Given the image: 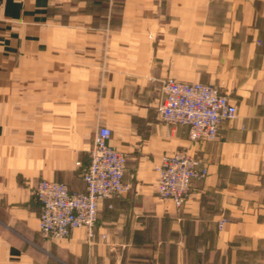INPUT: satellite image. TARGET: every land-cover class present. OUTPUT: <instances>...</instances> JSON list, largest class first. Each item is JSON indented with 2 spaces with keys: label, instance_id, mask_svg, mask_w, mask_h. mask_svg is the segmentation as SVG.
<instances>
[{
  "label": "crops",
  "instance_id": "obj_1",
  "mask_svg": "<svg viewBox=\"0 0 264 264\" xmlns=\"http://www.w3.org/2000/svg\"><path fill=\"white\" fill-rule=\"evenodd\" d=\"M166 77L221 86L237 118L191 143L156 115ZM99 126L131 189L92 238H43L34 187L83 191ZM178 149L208 168L181 208L153 169ZM0 264H264V0H0Z\"/></svg>",
  "mask_w": 264,
  "mask_h": 264
},
{
  "label": "built area",
  "instance_id": "obj_2",
  "mask_svg": "<svg viewBox=\"0 0 264 264\" xmlns=\"http://www.w3.org/2000/svg\"><path fill=\"white\" fill-rule=\"evenodd\" d=\"M160 86L163 100L157 109L159 117L168 123L187 126L192 140L216 139L220 127L237 117L235 105L215 87L186 84L172 78L162 80ZM111 135L107 126L99 127L94 133L89 163L82 174L83 191L71 192L65 184L50 180H41L34 187L40 205L38 230L43 238L62 240L81 228L90 237L99 202L129 190V184L124 182L127 159L109 143ZM153 169L158 195L178 208L186 203L190 183L207 174V169L184 151L163 154ZM225 220H219L220 229Z\"/></svg>",
  "mask_w": 264,
  "mask_h": 264
},
{
  "label": "rangeland",
  "instance_id": "obj_3",
  "mask_svg": "<svg viewBox=\"0 0 264 264\" xmlns=\"http://www.w3.org/2000/svg\"><path fill=\"white\" fill-rule=\"evenodd\" d=\"M167 78H172L173 80H175V81H177V82H182V83H186V84H191V83H199V84H203V85H209V86H212V87H215V88H217L218 89V93H220V94H222V95H224V96H226L227 98H228V100H230L231 101V103L232 104H234L235 105V107H236V110H237V106H236V104L230 99V97H229V94L221 87V86H214V85H211V84H206V83H202V82H184V81H179V80H177L176 78H174V77H166V78H162V79H160L159 80V85H161V81L162 80H166ZM18 82H21V83H25L26 84V76H23L21 79H19L18 80ZM163 100V97H162V93H161V86H160V95H159V101H158V106H159V104H160V102ZM158 106H157V108H156V115H157V117H158V119H159V121H161L162 123H165V124H167V125H170V126H173V127H178V126H185V125H183V124H180V123H168V122H166V121H164V120H162L160 117H159V115H158V112H157V109H158ZM237 116H238V112H237ZM237 118V117H236ZM235 118V119H236ZM234 119V120H235ZM234 120H232V121H234ZM232 121H227V122H225V123H229V122H232ZM224 123V124H225ZM99 127H101V126H99ZM98 127V128H99ZM185 127H187V126H185ZM97 128V129H98ZM188 128V127H187ZM96 129V130H97ZM96 132V131H95ZM94 136V135H93ZM219 137V134H218V136H217V138ZM216 138V139H217ZM188 139H189V141L191 142V143H194V144H201V143H204V142H209V141H214V140H216V139H214V140H192L191 138H190V136H189V129H188ZM92 145H93V138H92ZM92 145H91V148H92ZM90 148V149H91ZM90 151V150H89ZM177 151H184V152H186L190 157H192L193 158V160H195L198 164H199V166H201V167H205L206 169H207V174L203 177V178H201V179H204L207 175H208V168H207V165L206 164H203L202 163V161L201 160H199L196 156H195V154H193V153H191L190 151H189V149H178V150H176V151H174V152H177ZM86 169H87V167H86ZM85 169V170H86ZM84 170V171H85ZM83 171V172H84ZM83 174V173H82ZM194 180H197V179H194ZM193 180V181H194ZM41 181V180H40ZM192 181V182H193ZM192 182L190 183V186H189V188H188V190H187V198L186 199H188V196H189V193H190V188H191V185H192ZM129 186H130V184H129ZM130 189L131 188H129V190L128 191H130ZM127 191V192H128ZM155 191H156V180H155ZM126 192V193H127ZM156 194L158 195V193H157V191H156ZM158 197H160L159 195H158ZM161 199H165V198H162V197H160ZM167 200H169V199H167ZM171 201V200H170ZM187 201V200H186ZM173 203V202H172ZM186 204V203H185ZM175 206V205H174ZM176 207V206H175ZM183 207V206H182ZM176 208H178V207H176ZM181 208V207H180ZM98 213V212H97ZM97 219V218H96ZM222 219H226V218H222ZM227 220V219H226ZM226 220H225V222H226ZM96 222V221H95ZM225 222H224V224H225ZM94 226H95V224H94ZM94 226H93V230H92V235L90 236V238H92L93 237V231H94ZM82 229V228H81ZM85 230V229H84ZM86 232H87V230H86ZM72 233V232H71ZM87 234H88V232H87ZM71 235V234H70ZM69 235V236H70ZM68 238V237H67ZM66 239V238H65Z\"/></svg>",
  "mask_w": 264,
  "mask_h": 264
}]
</instances>
